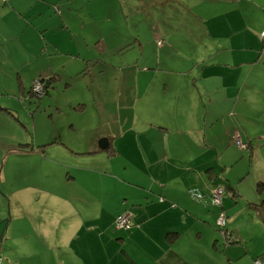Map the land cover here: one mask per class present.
<instances>
[{"label":"crops","instance_id":"obj_1","mask_svg":"<svg viewBox=\"0 0 264 264\" xmlns=\"http://www.w3.org/2000/svg\"><path fill=\"white\" fill-rule=\"evenodd\" d=\"M2 1L0 46L24 31L36 39V45L18 53L0 48V59H64L56 46H63L66 54L78 51V45L67 43L69 26L62 15L59 27L50 23L56 14L47 3L34 6L33 0H27L28 6L9 19L3 11L10 7L4 5L7 0ZM242 1L233 0L237 6L232 19L239 24L244 14ZM37 18L47 19L49 25L36 24ZM263 26L264 21L251 33L244 25L234 28L241 48H256ZM63 71L62 66L51 64L34 75L33 81L43 74L44 95L51 94L58 82L62 86L70 83L73 70L65 68L67 76ZM95 71L90 73L98 81L91 82L94 90L105 86L111 92L103 98L95 96L94 119L70 121L69 133H62L61 124L55 121L61 106H40V101L37 109L48 111L51 117L39 125L42 135L10 139L7 149L1 144L6 155L16 154L18 160L13 185L4 184L10 165L4 163L0 170V194L9 207L0 223V264H254V258L261 259L264 237L253 239L258 220L263 226L264 222L250 204L263 200L264 193L240 201L233 200L237 194L232 191L226 198L225 184L233 189L232 184L220 178L226 174L215 162L216 158L223 161L222 149L217 150L216 144L224 135H233V106L212 107L199 121L191 104V84L182 71L164 73L161 78L148 73L139 80L137 73L128 74L129 85H122L115 74L104 84ZM32 82L29 92L34 94ZM19 87L25 95L24 84ZM12 103L0 98V111H15ZM85 107L81 103L73 109L81 115ZM218 123L219 133L208 130ZM191 132L203 136H189ZM102 137L107 139L105 146L100 145ZM256 137L247 139L248 146H259L264 133ZM255 179L264 180V171ZM216 184L224 187L222 204L235 243L225 244L217 229L219 208L209 200ZM191 187L203 197H190ZM244 207L250 208L248 217L239 222L237 210ZM123 210L131 212L128 228L114 224V217Z\"/></svg>","mask_w":264,"mask_h":264},{"label":"rangeland","instance_id":"obj_2","mask_svg":"<svg viewBox=\"0 0 264 264\" xmlns=\"http://www.w3.org/2000/svg\"><path fill=\"white\" fill-rule=\"evenodd\" d=\"M48 1L33 0V4L47 3L50 12L56 14L50 23L56 22L57 27L62 15L69 26L65 35L67 43L78 45V51L66 54L63 46H56L58 56L64 59H0V98L12 100V109L15 110L0 111V170L4 163L10 165L4 184L13 185L12 174L17 169L18 160L16 154L6 155V149L11 145L7 142L42 135L39 125L51 119L47 117L48 111L37 109L40 101V106H61L62 111L56 114L55 121L59 126L61 124L62 133H69L70 121L77 124L95 118V96L103 98L111 92L105 86L94 90L91 82L98 81L90 75L91 69H96L95 74L104 84L112 74L119 75L121 83L124 82L122 85H129L128 74L132 77L137 73L139 80L148 73L161 78L164 73L182 71L191 84V104L199 113V121L203 120L208 109L222 105L220 109L223 110L231 105L230 117L235 121L232 133L235 136L238 131L247 143V148H242L246 150H242L233 135H224L216 144L217 150L222 149L223 161L219 163L216 158L215 162L220 169L223 168L219 171L226 174L221 173L220 178L230 182L233 188L226 183L224 196L228 198L233 191L237 194L233 200L243 201L246 198L252 200L249 196L258 192L264 193V188L258 189L255 179L264 171V140L259 146L254 143L248 146L247 140L258 139L256 136L264 133V42L260 38L256 48H241L239 35L233 32L234 28L244 25V30L251 33L264 21V0H243L244 14L240 24L232 19V10L237 6L233 0ZM28 3L27 0H7L4 5L10 10L3 11V14L9 19L15 18ZM36 24L49 25V21L37 18ZM35 45L36 39L24 31L15 39L3 40L0 48L18 53ZM51 64L62 66L65 76V68L73 70L70 83L62 86L58 82V86L50 90L51 94H43V97L31 94L29 85L33 76L48 70ZM83 66L87 69H82ZM151 66L153 68L149 70L147 67ZM36 77L45 78L43 74ZM19 83L24 84L25 95L20 92ZM81 103H86V111L78 115L73 108ZM218 125L208 130L219 133L221 128ZM189 136L201 139L203 135L191 132ZM201 142L203 144V140ZM1 144L6 145V149L2 150ZM31 164L35 165V162ZM38 167H43V163ZM248 209L237 210V221L247 219ZM8 211V204L3 202L0 194V223L4 222ZM226 223L228 227V221ZM263 230L264 226L258 220L253 241L264 237ZM258 256L264 264V252Z\"/></svg>","mask_w":264,"mask_h":264},{"label":"built area","instance_id":"obj_3","mask_svg":"<svg viewBox=\"0 0 264 264\" xmlns=\"http://www.w3.org/2000/svg\"><path fill=\"white\" fill-rule=\"evenodd\" d=\"M259 36L261 40L264 42V28L260 31ZM31 89L35 95L41 97L44 94V84L42 80H40V78H35L34 81L32 82ZM234 141L241 148H247V143L241 139L239 133L235 134ZM188 193L191 197L195 199H200L201 197H203V193H201L195 187L189 188ZM223 193H224V187L220 184H216L210 190L209 200L213 205L219 208L218 216L216 218V225L218 232L220 233V235H222L225 242L230 239L231 234L229 228L226 225V213L223 209V204H222ZM130 218H131V212L128 210L118 213L114 218L116 227L128 228L131 224ZM253 262L254 264H262V261L259 257L254 258Z\"/></svg>","mask_w":264,"mask_h":264},{"label":"trees","instance_id":"obj_4","mask_svg":"<svg viewBox=\"0 0 264 264\" xmlns=\"http://www.w3.org/2000/svg\"><path fill=\"white\" fill-rule=\"evenodd\" d=\"M40 80H42V82H43L45 79H44V77H40ZM44 86H46V83L44 84ZM44 92H45V87H44ZM257 182H258V184H257L258 189H263L264 188V180H258ZM251 204L254 206V209H255L256 213L258 214L259 218L264 222V199L259 201V202H251ZM124 211H126V210H123L121 212H124ZM114 224H115V222H114ZM229 230H230L231 236H230V239L228 241L224 242L225 244H231V243H235L237 241L234 233L231 231L230 228H229Z\"/></svg>","mask_w":264,"mask_h":264},{"label":"water","instance_id":"obj_5","mask_svg":"<svg viewBox=\"0 0 264 264\" xmlns=\"http://www.w3.org/2000/svg\"><path fill=\"white\" fill-rule=\"evenodd\" d=\"M106 141H107L106 137H102V139H100V145L101 146H105L106 145Z\"/></svg>","mask_w":264,"mask_h":264}]
</instances>
